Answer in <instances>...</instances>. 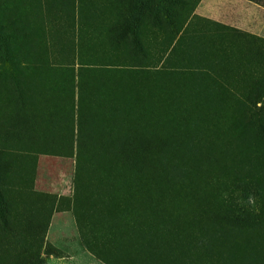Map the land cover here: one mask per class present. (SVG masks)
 <instances>
[{
  "label": "rangeland",
  "instance_id": "obj_1",
  "mask_svg": "<svg viewBox=\"0 0 264 264\" xmlns=\"http://www.w3.org/2000/svg\"><path fill=\"white\" fill-rule=\"evenodd\" d=\"M199 2L0 0V264H264V37Z\"/></svg>",
  "mask_w": 264,
  "mask_h": 264
},
{
  "label": "crops",
  "instance_id": "obj_2",
  "mask_svg": "<svg viewBox=\"0 0 264 264\" xmlns=\"http://www.w3.org/2000/svg\"><path fill=\"white\" fill-rule=\"evenodd\" d=\"M196 13L223 26L264 37V6L252 0H200Z\"/></svg>",
  "mask_w": 264,
  "mask_h": 264
},
{
  "label": "trees",
  "instance_id": "obj_3",
  "mask_svg": "<svg viewBox=\"0 0 264 264\" xmlns=\"http://www.w3.org/2000/svg\"><path fill=\"white\" fill-rule=\"evenodd\" d=\"M247 211V213H249L250 211L249 210H246Z\"/></svg>",
  "mask_w": 264,
  "mask_h": 264
}]
</instances>
